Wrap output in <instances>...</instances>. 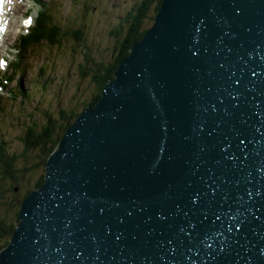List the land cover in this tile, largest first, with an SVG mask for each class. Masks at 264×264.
<instances>
[{
	"label": "water",
	"instance_id": "obj_1",
	"mask_svg": "<svg viewBox=\"0 0 264 264\" xmlns=\"http://www.w3.org/2000/svg\"><path fill=\"white\" fill-rule=\"evenodd\" d=\"M0 264H264V0H163Z\"/></svg>",
	"mask_w": 264,
	"mask_h": 264
},
{
	"label": "rangeland",
	"instance_id": "obj_2",
	"mask_svg": "<svg viewBox=\"0 0 264 264\" xmlns=\"http://www.w3.org/2000/svg\"><path fill=\"white\" fill-rule=\"evenodd\" d=\"M37 1L40 0H25L22 12H15V15L13 13L14 17L9 21L12 25L10 39L0 42V60L5 62V66L0 67V83L7 70V61L11 62L15 58V45L18 44L20 34L27 32L35 23L39 10ZM42 1L49 4L54 21L68 33L62 39L61 46H50L42 41L35 47L25 49L20 71L9 85L13 96L17 95L14 99L7 96L9 88L3 90L0 86V90H3L0 99V139H3L4 146L9 151L18 156L23 153L21 137L26 133L27 127L32 125L36 128L37 124H42L45 113L49 112L57 117L61 108L80 111L90 101L97 91L90 77L91 72L85 77L82 75L85 66L92 67L89 59L92 62H107L113 58L118 42L113 31L140 0ZM7 4H11L7 7L14 8L16 1ZM29 19L31 23L26 25L25 21ZM153 23L149 21L148 27ZM74 32L79 33L77 37H74ZM21 91L25 93L21 94ZM20 156L18 165L22 167L24 159ZM27 157L26 165L33 167L39 162L38 149L29 151ZM42 174L45 175L42 167L28 171L19 179V184L15 185L19 186L17 191L10 190L9 180L2 179L0 175V191L5 197L4 201L14 204L10 208L5 203H0V222L16 224L20 210V206L16 205L17 198H22L29 189H33V182Z\"/></svg>",
	"mask_w": 264,
	"mask_h": 264
},
{
	"label": "trees",
	"instance_id": "obj_3",
	"mask_svg": "<svg viewBox=\"0 0 264 264\" xmlns=\"http://www.w3.org/2000/svg\"><path fill=\"white\" fill-rule=\"evenodd\" d=\"M163 0H140L133 5L132 9L128 12L127 16L120 22L119 26L113 31L118 42L115 49L113 58L107 62L104 61H93L89 59V63L92 67L85 66L82 75L85 77L91 72L90 77L93 84L96 86V93L93 94L90 101L85 103L86 106L82 110L77 111L75 108L66 110L65 108L59 109L58 116L55 117L52 113H45L44 122L37 124L34 128L32 125L27 127L26 133L21 137L24 144L23 153L19 156L24 159V166L19 167L18 158L19 156L9 151L5 146L3 139H0V175L2 179H8L10 182V190L17 191L19 186V179L24 177L25 174L31 170H37L39 167L45 169L46 161L48 156L57 147L60 139L62 138L65 131L75 122L80 113L89 105L95 106L102 96V91L106 83L115 77V71L120 65L121 61L129 56L132 46L142 39L145 31L149 28L148 22L154 21ZM39 7L38 14L35 18V23L32 27H29L28 31L21 33L18 38V44L15 45V58L11 59V62L7 63V70H5L3 79L1 80V88L8 89L9 85L15 80L16 74L20 71L21 61L25 49L35 47L40 42L44 41L48 45L61 46L62 39L68 33L63 31L60 25L54 21L50 13V6L47 2L42 0L36 2ZM153 13V15L151 14ZM79 33L75 34L77 37ZM12 63V64H11ZM11 65V66H10ZM90 66V65H89ZM42 70V68H41ZM40 78H38L39 80ZM45 85L43 82L42 86ZM3 90H0V99L2 98ZM10 95L7 92V96L14 99L13 91L9 88ZM25 91H21V94ZM18 94V93H17ZM38 149L39 151V162L35 163L33 167L26 165L28 160L27 153ZM36 181L33 182V187L37 188L44 182V174L38 176ZM33 188V189H34ZM22 196L17 198L16 205L21 207L22 200L26 197L29 191ZM0 203L10 208L14 204L5 200L3 193L0 191ZM16 224H7L0 222V249L8 245L9 240L13 234Z\"/></svg>",
	"mask_w": 264,
	"mask_h": 264
},
{
	"label": "bare ground",
	"instance_id": "obj_4",
	"mask_svg": "<svg viewBox=\"0 0 264 264\" xmlns=\"http://www.w3.org/2000/svg\"><path fill=\"white\" fill-rule=\"evenodd\" d=\"M4 1L6 2V11H5V16H4V28H3V31H2V33L0 35V42L3 41V40H4V42H6V39H10L9 34L12 33L11 30H10L11 29L10 27H12V25L9 24V21L12 20L11 18L14 17L15 12L16 13H21L22 10H23V6L25 5V3H24L25 0H4ZM11 1H14V2L16 1V5L14 6V8L7 7V6L11 5V4H7L8 2H11ZM13 13H14V15H13ZM2 37H4V38L2 39Z\"/></svg>",
	"mask_w": 264,
	"mask_h": 264
},
{
	"label": "snow or ice",
	"instance_id": "obj_5",
	"mask_svg": "<svg viewBox=\"0 0 264 264\" xmlns=\"http://www.w3.org/2000/svg\"><path fill=\"white\" fill-rule=\"evenodd\" d=\"M31 23V20L29 19V20H27V21H25V24L27 25V24H30ZM0 31H3V29L2 28H0ZM3 66H5V62L3 61V60H0V67H3Z\"/></svg>",
	"mask_w": 264,
	"mask_h": 264
}]
</instances>
